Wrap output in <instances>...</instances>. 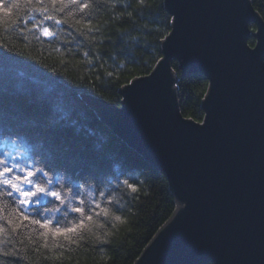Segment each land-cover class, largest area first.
Returning <instances> with one entry per match:
<instances>
[{
    "label": "trees",
    "instance_id": "1",
    "mask_svg": "<svg viewBox=\"0 0 264 264\" xmlns=\"http://www.w3.org/2000/svg\"><path fill=\"white\" fill-rule=\"evenodd\" d=\"M250 1L264 20V0ZM60 3L56 0L57 7ZM51 5L52 0H0V153H14L12 140L18 135L17 143L30 145L37 159L43 157L51 165L45 170L53 184L48 185V177L42 174L33 177L37 183L62 195L79 196L85 200L86 211L87 191L92 190L95 199L126 222L100 217L103 228L93 225L74 234V243L49 237L47 247L38 236V226L25 222L27 227L18 229V234L10 230L0 234V243L6 240L3 250L20 249L27 259L0 256V264H132L177 203L165 173L113 132L83 96H97L119 106V89L134 77L148 74L161 58V37L170 32L172 16L164 0H119L115 7L94 8L89 15L71 4L63 12ZM44 7L48 8L46 14L38 11ZM44 15L55 16L61 23H41ZM88 24L98 30L89 32ZM43 27L53 35L44 37ZM251 30H255L253 24ZM248 42L253 45L254 37ZM178 64L177 60L171 63L180 89L181 112L202 121L201 102L208 80L200 73L182 75ZM89 174L105 181L129 179L138 190L123 188L119 204L107 205L110 193L99 197L105 184L87 179ZM57 175L65 177L60 184ZM31 187L24 185L25 189ZM14 199L0 198V217L19 207H3ZM39 200V204L31 203L27 214L52 219L53 223L59 220L62 227L78 222V214L69 211L67 217L63 215L68 210L66 204L60 206L61 212L51 214L44 210L59 202L43 193ZM0 226L8 227L6 222Z\"/></svg>",
    "mask_w": 264,
    "mask_h": 264
},
{
    "label": "water",
    "instance_id": "2",
    "mask_svg": "<svg viewBox=\"0 0 264 264\" xmlns=\"http://www.w3.org/2000/svg\"><path fill=\"white\" fill-rule=\"evenodd\" d=\"M164 4L173 26L153 69L119 89V106L83 96L177 203L132 264H264V20L250 0ZM173 60L208 80L202 121L177 120Z\"/></svg>",
    "mask_w": 264,
    "mask_h": 264
},
{
    "label": "snow or ice",
    "instance_id": "3",
    "mask_svg": "<svg viewBox=\"0 0 264 264\" xmlns=\"http://www.w3.org/2000/svg\"><path fill=\"white\" fill-rule=\"evenodd\" d=\"M118 2L119 0H111V3H108V0H95V3H79L78 0H68V2L65 3L63 0H61L59 7H57L56 0H52L51 6L56 11L63 12L66 8H68L69 4H71L74 6L76 11H83L86 15H89V10L100 7H115L116 3ZM38 11L46 14L48 12V8H40ZM68 15L71 16L72 13L69 12ZM128 15L131 16L132 13L129 12ZM45 21H54L57 25L61 23L60 20L56 19V17L52 15H44L41 23ZM25 23H27V21H25ZM77 23H79V21H77ZM172 26L173 25L171 23L168 24V27ZM36 27H39V25ZM85 27L89 32L98 30L92 28L90 24L85 25ZM42 35L44 37H50L53 35V33L48 27H43ZM81 35H85L87 39V34L85 32H81ZM161 39H167V37L162 36ZM88 43H92V40H88ZM84 55L87 56L88 53L85 52ZM97 58L99 57L97 56ZM90 60L91 58H89V62ZM107 75L111 76L112 73L109 72ZM138 82L139 80L136 79L135 82L129 81L128 83L134 88ZM179 91L180 89L177 87V92ZM176 117L177 120H179V103L177 105ZM180 122L182 123L183 121ZM19 139V136L15 135L12 140L15 149L14 153L8 152L7 150L4 153H0V198L15 197L14 200L10 201L9 204L4 205L3 207H11L12 205L19 206L13 208V210L8 213L7 217H0V224L6 222L8 226L7 229H4L2 226H0V234L9 230L13 234H18L17 230L27 227L25 222H30L31 225L38 226V236L44 239V246L47 247V240L49 237H51L53 240L57 238H63L65 241L74 243L72 240V236L74 234H79L84 230H90L93 225L103 228L104 222L99 219L100 217H104L106 220H111L114 222H126L120 215L112 212L110 207L105 206L101 200L95 199L92 190L87 191V200L89 203L87 204L86 211L85 200L81 199L79 196L70 197L67 193L62 195L60 191L49 190L46 186L37 183L33 177L42 174L43 176L48 177V185L53 184L52 176L49 174V171L45 170L46 168L51 167V165L43 157L37 159L36 153L33 151L30 145L26 144L25 142L17 143ZM17 157H22V159L18 161ZM131 178L132 177H130V179ZM55 179L56 182L60 184L65 179V177L57 175ZM87 179L105 184V190L99 192V197L103 198L105 197L106 192L110 193L107 196V205H111L113 202L119 204V193L123 188L129 189L131 192H136L138 190L135 184L129 182V179H123L122 181L119 179L115 181H105L103 177H98L92 174H89ZM25 184L32 185L31 189H25ZM81 187L84 186L81 185ZM41 193L51 196L59 202V205L51 209H45V212H49L51 214L59 213L61 212L60 206L66 204L68 210H65L63 215L67 217L69 215V211L71 213L78 214V222L73 223L68 227H62L59 220L53 223L52 219H37L35 218V214H27L30 203H40L39 194ZM33 198L36 199L33 200ZM75 204H78L79 206H74ZM0 211H2V209H0ZM33 231H35V229H33ZM29 241L34 243V241H31L30 237ZM6 243V240L4 243H0V256L20 257L22 259H27L20 249H12L7 251L3 250L6 246ZM19 243L22 244L23 240H20ZM6 264H10V262H6Z\"/></svg>",
    "mask_w": 264,
    "mask_h": 264
}]
</instances>
